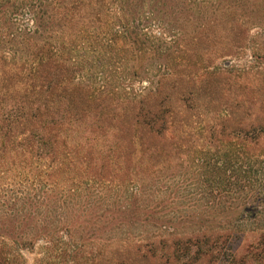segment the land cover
<instances>
[{"label":"trees","instance_id":"trees-1","mask_svg":"<svg viewBox=\"0 0 264 264\" xmlns=\"http://www.w3.org/2000/svg\"><path fill=\"white\" fill-rule=\"evenodd\" d=\"M137 1L143 11L134 10ZM165 4L0 0V159L12 164L19 160L29 178L12 196L15 207L0 204V218L12 217L11 232H16L15 238L0 235V264H19V252L37 240L43 242L37 264H45L52 253L64 258L63 264H128L162 257L170 249L183 257L206 254L210 246L218 248L221 264H264V147L257 141L264 138V127L239 129L235 140L225 143L236 153L201 165L194 178L197 185L188 184L190 193L178 196L187 206L176 213L177 219L189 233L182 235L184 231L171 224L130 237L132 233L118 226L119 238L99 237L115 228L114 216L107 219L111 210L130 211L131 199L134 203L150 196L142 186L149 182L148 164L159 165L153 161L154 153L163 149L159 142L188 135V85L238 81L250 73L227 65L209 71L205 53L189 46L206 40L205 32L235 14L238 6L219 4L217 15L188 38L184 29L174 31L158 17V7ZM152 28L159 32H150ZM170 45H178L174 53L179 59ZM229 48L220 52H232ZM154 51L161 57L156 69L140 67L144 56ZM112 54L141 60L138 69L127 78L128 66L120 65L117 71L124 67L126 76L113 81L108 74ZM97 59L102 60L98 70L80 75L81 66ZM140 80L141 89L134 90L131 83ZM222 112L220 119L229 121L228 110ZM142 135L150 148L142 144ZM139 146L142 158L134 168L145 172L135 174H143L135 181L127 178L133 168L131 155ZM129 148L132 153L124 154ZM105 167L114 171L105 173ZM59 178L79 186L67 189ZM126 179L121 200L118 191ZM116 180L121 184L111 188ZM187 180L183 178L181 186L186 188ZM191 217H203L206 224L181 221Z\"/></svg>","mask_w":264,"mask_h":264},{"label":"rangeland","instance_id":"rangeland-1","mask_svg":"<svg viewBox=\"0 0 264 264\" xmlns=\"http://www.w3.org/2000/svg\"><path fill=\"white\" fill-rule=\"evenodd\" d=\"M165 2L164 8L158 7L159 9H157L158 17L163 18L174 31L184 29L188 33V38L195 34L200 25L205 24L213 17L219 4L238 6L235 14L227 15L216 24V27H212L205 32L206 40L197 45L189 46L191 49L200 50L199 53H205L204 66L209 67V71H215L227 65L231 66L234 71L242 72V70H245L250 73L246 79H239L238 81H232L236 79H231L221 82L214 79L205 81L201 88L198 87L197 83L188 85L186 91L190 93V109L187 112L188 117L185 128L188 130V135L182 139L159 142L158 147L163 149H158L157 153H154L155 158L153 159L159 165L152 167L151 163L148 164L147 175L150 176L147 179L149 182L142 186L144 194H150V196L136 197L137 199L134 200V203L133 199H131L130 203L132 206L130 211L111 210V213L107 215V219L111 220L112 216H114L113 218L117 222H115L116 225L113 231L99 233V237L102 239L119 238L120 234L116 229L118 226H122V229L132 233L131 236L129 235L130 237L138 233L148 234L153 229L171 226V224L179 229L182 224L177 219L178 214L176 215V213L183 209L181 207H186L187 203L183 204L182 201H179L178 196L187 192L190 193L192 189L190 185H197L194 182V178L196 173L199 172V167L206 162H220L224 159V155L232 157L236 153V148L225 143L235 140V134L239 129L247 131L264 127V0H172L170 2L165 0ZM138 9L140 11L144 9L141 1H137L134 8V10ZM105 22L106 20H103L99 27H102ZM239 23L242 24L241 27L238 25ZM149 31L159 32L155 28ZM170 46L173 47L172 53L176 57L177 52L174 53V49L176 50L178 45ZM224 47H230L229 49H232V52H220ZM159 54L154 51L149 55H145L140 67L156 69L157 65L160 64L161 57L158 56ZM189 55L194 58V53H189ZM178 57L180 58L177 55L176 59H179ZM138 61L141 60H134L127 55L112 54L109 58L110 68L108 74L113 81H120L126 74L121 72L124 67L121 71H117V68L126 63L125 66H128V68L125 71L128 73L127 78H129V73H133L134 70L138 69ZM101 63L102 60L99 61V59L91 61V63L88 62L81 66L82 72H79L80 75H90L91 72L87 73L86 69L98 70L100 68L98 65ZM193 80L195 79L193 78ZM141 82V80L134 81L130 86L134 90L141 89ZM222 109H227L230 113V119L227 122L223 121L224 118L220 119L224 114V112L220 113ZM141 138L142 144H145L144 147L151 145L145 136L142 135ZM257 141L264 147V138H260ZM232 144L236 143L233 142ZM141 146L135 147V152L133 150V153L130 148L124 151V154L132 153V162L129 165H133V168H129V171H131L129 176L131 177L128 176L129 178L127 179H135L137 181L139 176L143 174H135H139L142 171L145 172L142 168L140 170L134 168V164L138 163L142 158ZM12 163L10 159H0V167L4 168V170L0 168V171H2L0 172V197H2L0 204H3L4 207L7 205L8 207H15L14 203H12V196L16 194L18 189L22 190L28 185V181H26V179H29L27 178V166L23 164L20 166L19 160H16L14 164ZM125 166L128 167V163H125ZM125 166H123V170L127 171L124 169ZM112 171H114V167H109V169L105 167V173H112ZM183 178L188 179L185 185L186 188L180 184ZM127 179L122 183L123 185L118 191L119 195L122 196L121 200L126 197L124 195L126 193L127 185L125 183H127ZM110 183H113L111 188H115V184H121L118 180ZM59 184H65L68 189L72 183H64L62 178H59ZM72 185L75 184L73 183ZM108 188L110 189V187ZM109 189L107 190L110 191ZM150 200H153V203ZM4 207L0 206V209ZM146 207L148 210H146ZM170 220L172 221L171 223L169 222ZM181 221H186L185 224H206L203 217L184 218ZM216 221V219H213V223H216ZM178 223L180 224L177 225ZM13 224L14 220L12 221V217H1L0 235L15 238L16 232H11ZM185 229V226L179 229V231H184L181 233L182 235L190 232ZM42 245L43 242L37 240L32 247L23 248L19 252L21 256L19 264H37L42 255L40 249ZM170 250L164 252L162 257L157 256V258L152 260L137 258L136 260L134 259L135 261L132 260L125 263L221 264L218 261L220 252H218V248L213 246H210L209 252L206 254L198 253V255L193 256L190 253L194 259L190 255L183 257V253H174L172 249ZM190 260L191 262H189ZM64 261V258L55 257L52 253V257L47 262L45 261V264H63ZM16 264H18V261Z\"/></svg>","mask_w":264,"mask_h":264}]
</instances>
